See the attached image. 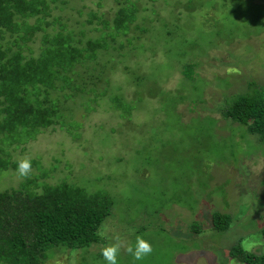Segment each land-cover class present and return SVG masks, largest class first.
<instances>
[{
    "label": "rangeland",
    "instance_id": "rangeland-1",
    "mask_svg": "<svg viewBox=\"0 0 264 264\" xmlns=\"http://www.w3.org/2000/svg\"><path fill=\"white\" fill-rule=\"evenodd\" d=\"M138 1L143 36L121 58L98 55L110 71L89 86L73 82L75 97L56 85L58 125L11 153L35 166L27 178L0 171V192L46 174L39 184L64 180L110 197L100 240L56 257L49 249L44 264H106L101 250L116 237L117 264H243L229 255L232 246L264 254V146L223 113L264 89V0ZM66 2L51 15H70L64 22L76 30L95 27L85 22L89 11L109 19L117 8L114 0ZM219 214L228 229H217ZM137 236L152 246L138 261L125 251Z\"/></svg>",
    "mask_w": 264,
    "mask_h": 264
},
{
    "label": "trees",
    "instance_id": "trees-1",
    "mask_svg": "<svg viewBox=\"0 0 264 264\" xmlns=\"http://www.w3.org/2000/svg\"><path fill=\"white\" fill-rule=\"evenodd\" d=\"M114 1L117 8L111 18L89 11L85 22L91 26L95 21V27L76 30L64 22L70 15H51L56 9L61 12L58 5L65 6L66 0H0V171L16 172L18 162L12 161L11 153L39 131L58 125L53 94L68 95L69 90V97H75L81 90L73 82L89 86L94 75L110 71L99 65L98 55L121 58L126 45L143 36L140 2ZM82 10H77L78 18L84 15ZM73 24L84 26L82 21ZM100 32L103 36L98 39ZM87 33L96 36L91 39ZM36 40V49L26 47ZM194 66L191 63L184 69H189L187 77ZM67 78H73L72 82L67 83ZM223 117L243 126L264 146V89L255 88L251 95L235 98ZM46 176L28 178L17 188L0 192V264H44L49 249L56 257L63 254L60 248H89L100 240L97 231L112 207L110 197L86 193L64 180L39 184ZM213 219L218 230L228 229L227 216L214 215ZM228 253L243 264H264V254L256 256L239 244Z\"/></svg>",
    "mask_w": 264,
    "mask_h": 264
},
{
    "label": "clouds",
    "instance_id": "clouds-1",
    "mask_svg": "<svg viewBox=\"0 0 264 264\" xmlns=\"http://www.w3.org/2000/svg\"><path fill=\"white\" fill-rule=\"evenodd\" d=\"M17 174L21 178H27L31 174V162L27 158L18 161ZM122 243L119 237L115 238V243L104 247L101 255L106 264H117V255L120 252ZM127 254L131 255L134 260H142L145 256L151 254L152 246L142 236H137L134 245L129 244L125 247Z\"/></svg>",
    "mask_w": 264,
    "mask_h": 264
}]
</instances>
